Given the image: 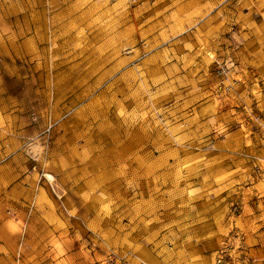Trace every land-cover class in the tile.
Instances as JSON below:
<instances>
[{"label": "rangeland", "instance_id": "374dc122", "mask_svg": "<svg viewBox=\"0 0 264 264\" xmlns=\"http://www.w3.org/2000/svg\"><path fill=\"white\" fill-rule=\"evenodd\" d=\"M26 6L0 0L10 264H144L161 241L144 237L150 205L137 192L264 182V78L237 47L186 49L197 54L174 65L167 24L148 28L162 15L145 17L136 0H96L89 18L49 15L41 29L35 15L37 31L13 32Z\"/></svg>", "mask_w": 264, "mask_h": 264}, {"label": "crops", "instance_id": "0c3cea01", "mask_svg": "<svg viewBox=\"0 0 264 264\" xmlns=\"http://www.w3.org/2000/svg\"><path fill=\"white\" fill-rule=\"evenodd\" d=\"M24 1L25 5L27 1L29 7H25L22 18L19 17L11 24L13 32L37 31V23L33 21L35 15L39 20L49 15L76 14L89 18L97 9L96 0H70L71 8L66 7L67 0ZM136 2L139 3V8L148 10L145 17L155 19L157 15H162L148 28L153 30L167 24L169 40L173 44L174 65L177 60L187 64L188 57L197 54L194 50L186 49H217L227 43L238 48L237 54L244 61L255 64L264 78V0ZM41 25L42 20L40 29ZM225 33H231L229 38H225ZM25 38L26 44L34 37L28 35ZM176 49L182 53L179 58H176ZM226 171L231 172L228 169ZM238 180L240 181L239 178L233 181L237 183ZM173 186H166V189L162 187L158 192L147 189L141 195L136 193L137 200L141 198L150 205L146 211L147 216L143 218V224H146V227L143 226L144 237L161 241L156 252L153 248H145V255L142 257L144 264H214L231 224L243 235L246 257L242 264H264L262 180L253 178V184L237 187L235 190L233 182L228 185H208L202 179L191 180L179 187ZM233 190L236 197H233ZM126 195L128 199V194ZM230 199L240 201L241 212L234 219L230 218ZM9 228L7 220H0V264H10L12 256H15L19 234Z\"/></svg>", "mask_w": 264, "mask_h": 264}, {"label": "built area", "instance_id": "2783aa9c", "mask_svg": "<svg viewBox=\"0 0 264 264\" xmlns=\"http://www.w3.org/2000/svg\"><path fill=\"white\" fill-rule=\"evenodd\" d=\"M240 213L238 205L232 206L230 218L234 219ZM233 223V221H231ZM245 248L243 246V235L231 224L228 235L222 242L221 249L215 257V264H242L245 261Z\"/></svg>", "mask_w": 264, "mask_h": 264}]
</instances>
